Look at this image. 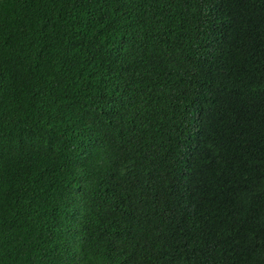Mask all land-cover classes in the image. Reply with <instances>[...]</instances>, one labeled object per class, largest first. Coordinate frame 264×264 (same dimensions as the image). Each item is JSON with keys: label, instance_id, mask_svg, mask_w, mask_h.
<instances>
[{"label": "trees", "instance_id": "1", "mask_svg": "<svg viewBox=\"0 0 264 264\" xmlns=\"http://www.w3.org/2000/svg\"><path fill=\"white\" fill-rule=\"evenodd\" d=\"M0 264H264V0H0Z\"/></svg>", "mask_w": 264, "mask_h": 264}]
</instances>
